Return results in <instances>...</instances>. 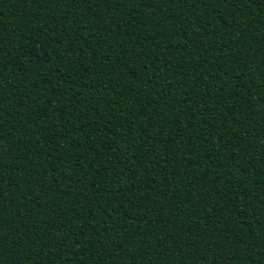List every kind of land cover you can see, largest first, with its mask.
Returning a JSON list of instances; mask_svg holds the SVG:
<instances>
[{"label": "trees", "instance_id": "trees-1", "mask_svg": "<svg viewBox=\"0 0 264 264\" xmlns=\"http://www.w3.org/2000/svg\"><path fill=\"white\" fill-rule=\"evenodd\" d=\"M0 264H264V0H0Z\"/></svg>", "mask_w": 264, "mask_h": 264}]
</instances>
